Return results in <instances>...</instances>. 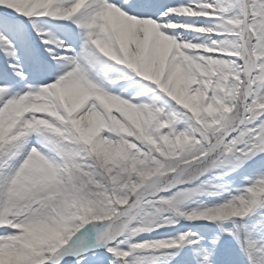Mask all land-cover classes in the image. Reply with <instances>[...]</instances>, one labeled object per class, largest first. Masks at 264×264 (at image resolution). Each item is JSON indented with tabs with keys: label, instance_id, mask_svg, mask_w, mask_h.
<instances>
[{
	"label": "snow or ice",
	"instance_id": "1",
	"mask_svg": "<svg viewBox=\"0 0 264 264\" xmlns=\"http://www.w3.org/2000/svg\"><path fill=\"white\" fill-rule=\"evenodd\" d=\"M0 264H264V0H0Z\"/></svg>",
	"mask_w": 264,
	"mask_h": 264
},
{
	"label": "rangeland",
	"instance_id": "2",
	"mask_svg": "<svg viewBox=\"0 0 264 264\" xmlns=\"http://www.w3.org/2000/svg\"><path fill=\"white\" fill-rule=\"evenodd\" d=\"M154 235V234H153ZM144 238L148 239V238H152V237H149V236H145Z\"/></svg>",
	"mask_w": 264,
	"mask_h": 264
}]
</instances>
